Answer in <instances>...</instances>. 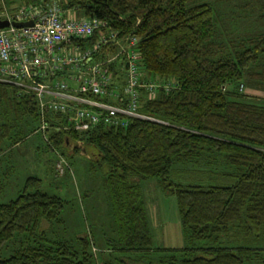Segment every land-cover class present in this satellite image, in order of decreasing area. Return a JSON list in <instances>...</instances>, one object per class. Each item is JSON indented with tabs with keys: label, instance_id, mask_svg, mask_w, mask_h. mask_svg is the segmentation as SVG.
<instances>
[{
	"label": "trees",
	"instance_id": "16d2710c",
	"mask_svg": "<svg viewBox=\"0 0 264 264\" xmlns=\"http://www.w3.org/2000/svg\"><path fill=\"white\" fill-rule=\"evenodd\" d=\"M43 1L0 0V10ZM203 1L67 0L64 8L106 20L117 38L134 36L139 69L171 87L151 98L141 91L136 111L154 121L132 117L125 127L74 133L58 128L62 114L44 113L48 128L39 131L63 160L61 173L54 167L58 175L70 169L65 149L102 169L116 238L102 259L87 236L53 239L48 224L60 222L63 201L28 178L14 199L0 204V264H264V33L223 40ZM111 70L119 79L114 64ZM40 123L34 95L0 83V155ZM178 164L201 168L208 179L174 183ZM152 177L175 197L188 240L211 246L155 254L161 250L151 248L138 186Z\"/></svg>",
	"mask_w": 264,
	"mask_h": 264
},
{
	"label": "built area",
	"instance_id": "2783aa9c",
	"mask_svg": "<svg viewBox=\"0 0 264 264\" xmlns=\"http://www.w3.org/2000/svg\"><path fill=\"white\" fill-rule=\"evenodd\" d=\"M13 13L0 16L9 23L0 29V83L34 95L41 132L48 128L42 118L47 112L62 114L58 128L74 133L98 125L125 127L132 117L154 121L136 111L141 91L151 98L171 86L139 69L134 36L117 38L106 20L78 15L75 7L55 0ZM28 21L31 26L11 25ZM113 64L119 79L112 77ZM61 164V159L55 163L59 173Z\"/></svg>",
	"mask_w": 264,
	"mask_h": 264
},
{
	"label": "rangeland",
	"instance_id": "374dc122",
	"mask_svg": "<svg viewBox=\"0 0 264 264\" xmlns=\"http://www.w3.org/2000/svg\"><path fill=\"white\" fill-rule=\"evenodd\" d=\"M55 1L61 7L67 3V0ZM47 2L48 0H44L43 4ZM203 2L209 3L213 9L215 23L222 32L223 40L238 41L264 33V0ZM10 8L14 7L2 4L0 16L4 11L14 14L15 8ZM247 93L256 96L254 99L261 97L260 92ZM68 153L70 150L65 149L63 159L69 163L70 169L58 175L54 169L58 154L47 147L39 125L32 124L26 132V137L18 145L0 155V187H3L0 190V204L14 199L26 179L37 178L40 180L42 192L55 195L63 201V209L59 214L60 222L48 224L51 237L74 241L78 237L87 236L93 248L97 250V253L94 251L97 257L102 259L110 252L107 249L116 238L109 194L104 186V174L94 159L83 155L84 153ZM207 179L208 175L201 168L192 170L183 164L174 165L170 174V180L174 183L205 182ZM138 186L149 225L151 248L161 250L155 254L177 255V250L184 248L211 246V243L206 241L188 240L180 225L175 197L165 193L156 178L140 180ZM115 255L117 254L113 252L112 256Z\"/></svg>",
	"mask_w": 264,
	"mask_h": 264
},
{
	"label": "water",
	"instance_id": "95a60500",
	"mask_svg": "<svg viewBox=\"0 0 264 264\" xmlns=\"http://www.w3.org/2000/svg\"><path fill=\"white\" fill-rule=\"evenodd\" d=\"M11 25L15 28H20V27H26V26H31V21L28 22H12ZM9 23L6 20H0V29L8 27Z\"/></svg>",
	"mask_w": 264,
	"mask_h": 264
}]
</instances>
